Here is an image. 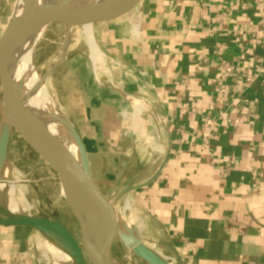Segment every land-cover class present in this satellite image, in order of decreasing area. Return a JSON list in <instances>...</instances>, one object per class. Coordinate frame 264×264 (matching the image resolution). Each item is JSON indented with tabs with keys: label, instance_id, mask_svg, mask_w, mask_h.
I'll return each instance as SVG.
<instances>
[{
	"label": "crops",
	"instance_id": "0c3cea01",
	"mask_svg": "<svg viewBox=\"0 0 264 264\" xmlns=\"http://www.w3.org/2000/svg\"><path fill=\"white\" fill-rule=\"evenodd\" d=\"M15 2L0 0V35ZM235 26L263 31L264 0H148L93 26L101 62L88 48L68 62L69 118L94 180L107 197L137 186L117 209L173 264H264V49L249 35L239 48ZM222 62L235 78L221 81ZM41 242L0 228V264H42Z\"/></svg>",
	"mask_w": 264,
	"mask_h": 264
},
{
	"label": "water",
	"instance_id": "95a60500",
	"mask_svg": "<svg viewBox=\"0 0 264 264\" xmlns=\"http://www.w3.org/2000/svg\"><path fill=\"white\" fill-rule=\"evenodd\" d=\"M147 1L24 0L21 4L16 0L0 35V228L37 232L46 242L69 256L71 264H120L114 255L117 246H124L144 264L171 263L162 253L143 243L139 229L119 214L117 201L137 186H128L111 197L105 196L91 174L85 145L71 122L57 109L61 115L57 120H62L67 127L66 132L75 141V155L46 130L44 122L31 116L21 98L22 86L15 83V54L26 39L43 32L48 25L57 23L65 26L67 33L62 54L41 78L40 84H45L48 76L63 63L74 28L116 20L142 8ZM12 133L18 135L59 182L64 194L62 198L78 222L81 241L55 215H30L11 209L10 202H16L15 196L11 198L9 193L11 185H16L9 165ZM121 174L120 168L118 179ZM86 219L95 230L97 239L89 235ZM89 251L96 254L97 263L90 258ZM178 260L183 264L179 257Z\"/></svg>",
	"mask_w": 264,
	"mask_h": 264
},
{
	"label": "rangeland",
	"instance_id": "374dc122",
	"mask_svg": "<svg viewBox=\"0 0 264 264\" xmlns=\"http://www.w3.org/2000/svg\"><path fill=\"white\" fill-rule=\"evenodd\" d=\"M93 26L94 25H92V28ZM80 30L81 28L79 27L71 31L67 54L63 60L64 63L56 68L45 81V86L55 107L69 121L71 115V109L69 108V103L71 101L70 91H73L74 87L71 85L73 81H70L71 75L69 69H67L68 62H77L87 60L88 58L87 45L85 39L82 37L80 38ZM66 33V27L57 23L48 25L44 32H42L31 53L33 68L38 78H42L46 71L53 67L59 60L63 51ZM66 76L67 78L69 77L67 81L63 79L61 80L62 83H59V79ZM11 145L9 165L13 170V182L17 185V193L15 194V201L17 205H19L17 213L55 215L60 218L73 235L81 241L78 222L71 213L67 203L61 197L59 190L56 192L51 190L50 186L52 181L50 178L52 177V172L50 169L20 140L16 133H12ZM119 207H121V205ZM124 218L126 219V217ZM40 238L42 242L38 248V252L42 264H71V261H63L56 257H52L53 255L49 253L45 245V239L41 235ZM123 250H126V253ZM114 255L120 264H144L142 261L132 256L124 246H122L121 251L115 247ZM134 258L137 260L136 262Z\"/></svg>",
	"mask_w": 264,
	"mask_h": 264
},
{
	"label": "bare ground",
	"instance_id": "6f19581e",
	"mask_svg": "<svg viewBox=\"0 0 264 264\" xmlns=\"http://www.w3.org/2000/svg\"><path fill=\"white\" fill-rule=\"evenodd\" d=\"M20 3L23 4L24 0H20ZM80 32H81V37L85 39L87 48L89 49L90 57L93 60V62L94 63L101 62L102 54L101 51L99 50L98 45L95 42L92 25L85 24L84 26L81 27ZM41 34L42 32H38L35 33L30 38L26 39L23 42V44L20 46L18 51L16 52L14 59V67H13V75H14L15 83H17V85L21 84L22 86L21 98L23 99L22 101L25 104L31 116L39 121L44 122L46 130L52 136L58 138L59 141L63 145H65L66 148L69 149V151L73 155H75L76 154L75 141L73 140L72 136L66 132L65 129H67V127L64 123H62V120L60 122L57 120L61 115L57 112V108L55 107L54 102L50 98L45 84H40L41 78H38L36 76L35 70L33 68L31 53L34 49V45L40 38ZM16 186L17 185L15 186L11 185L9 191L11 198H13L12 195L15 196V194L17 193ZM63 195H64L63 191L61 190V197H63ZM9 205L13 210L19 208V205H17L16 202H12V203L10 202ZM87 221L88 219L85 220V224L89 232V235L91 236V238L97 239V234L95 230L93 229L92 225ZM45 243H46L45 245L49 250V253L53 255V256L51 255L52 257H56L63 261H70L69 256H67L63 251H61L55 245L48 243L46 241ZM89 254H90V258L95 263H97L98 258L96 254L92 251H89Z\"/></svg>",
	"mask_w": 264,
	"mask_h": 264
},
{
	"label": "built area",
	"instance_id": "2783aa9c",
	"mask_svg": "<svg viewBox=\"0 0 264 264\" xmlns=\"http://www.w3.org/2000/svg\"><path fill=\"white\" fill-rule=\"evenodd\" d=\"M231 35L233 37V41L234 43L239 47L242 48L244 47V43L245 40L244 38L249 35V43L250 45L254 46L259 44L263 49H264V30L259 31V32H253V33H249L246 32L243 28L239 27V26H235L231 29ZM250 49H244L243 53L241 54L240 58L241 60L245 59L248 55H250ZM223 70H222V75H221V81L222 82H226L227 80H231L233 78H235L236 72H235V68L232 64L227 63V62H222L221 64ZM256 72L254 70H247L245 72L244 79L242 81L244 86H247L248 84H250L253 79L256 77ZM226 91V88H221L219 90V96H218V100L220 99V95L222 93H224ZM205 137H207V134H205ZM166 260L173 264V260L169 257H166Z\"/></svg>",
	"mask_w": 264,
	"mask_h": 264
}]
</instances>
